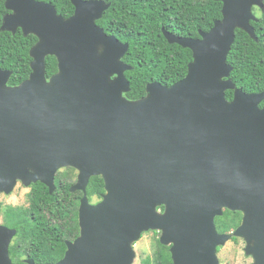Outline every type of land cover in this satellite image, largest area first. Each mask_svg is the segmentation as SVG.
<instances>
[{
  "label": "water",
  "instance_id": "obj_1",
  "mask_svg": "<svg viewBox=\"0 0 264 264\" xmlns=\"http://www.w3.org/2000/svg\"><path fill=\"white\" fill-rule=\"evenodd\" d=\"M71 1L69 17L44 0L5 2L1 29L20 28L38 41L20 84L10 85L13 71L0 66V193H12L18 181H41L54 193L59 169L78 170L71 189L85 192L80 235L66 242L63 258L44 264H134L133 244L149 229L163 230L172 264H220L218 247L233 235L216 228L225 207L244 212L236 235L264 221V91L237 88L228 62L238 28L258 40L251 20L264 0H219L222 18L198 37L164 29L193 60L185 77L149 82L137 100L125 96L130 43L97 23L110 4ZM48 55L58 61L50 77ZM97 175L105 192L93 204L86 188ZM17 232L0 223V264H16L10 245Z\"/></svg>",
  "mask_w": 264,
  "mask_h": 264
},
{
  "label": "trees",
  "instance_id": "obj_2",
  "mask_svg": "<svg viewBox=\"0 0 264 264\" xmlns=\"http://www.w3.org/2000/svg\"><path fill=\"white\" fill-rule=\"evenodd\" d=\"M44 1L54 4L65 17L75 11L71 0ZM106 1L110 3L103 16L106 30L108 25L111 29L116 28L121 41L130 43L123 57L133 67L126 71L131 90L125 96L130 100L144 97L149 82L159 81L171 85L188 72V64L193 60L192 50L178 43H170L164 29L181 36L198 37L200 31L210 30L223 15V3L219 0ZM5 2L0 0V66L13 71L9 84L18 85L32 72L30 50L38 38L34 34L24 35L20 28L15 33L1 29L5 14L10 12ZM257 11L259 20H252L251 23L258 40L238 28L228 55V62L233 66L230 78L237 88L247 93L264 91V10ZM46 66L47 77H50L58 71L57 58L48 55ZM226 97L233 99L234 90H227ZM261 105H264V101ZM62 189L63 186L59 185L54 193H50L48 187L38 181L31 185L27 205L10 204L3 207L0 202V214H4L6 223L18 231L10 246V255L16 264H28L23 256L33 258L37 264L56 262L63 258L67 249L65 240L72 239V236L54 224L52 216H63L70 210L73 215L71 218H77L79 201L59 202L57 198L62 194ZM65 189L73 195L69 184ZM104 192L102 176L91 177L89 198L101 199ZM229 227L230 223H227L224 228L227 230ZM171 263L170 255H163L155 262L150 256L143 259V264Z\"/></svg>",
  "mask_w": 264,
  "mask_h": 264
},
{
  "label": "flooded vegetation",
  "instance_id": "obj_3",
  "mask_svg": "<svg viewBox=\"0 0 264 264\" xmlns=\"http://www.w3.org/2000/svg\"><path fill=\"white\" fill-rule=\"evenodd\" d=\"M105 2L109 3L106 0H105ZM257 9H261V8L258 6L253 7V12L258 18L259 12L257 11ZM261 10H264V9H261ZM104 12H103V16H104ZM103 16L97 20V23L105 29V31L108 35H110V36L113 35V36H115L121 40V38L117 35L116 28L111 29V27L108 25L107 26L108 30H106V24L104 23L106 20L103 19ZM258 20H259V18H258ZM258 20H254V21H258ZM102 23L104 24V26L102 25ZM112 30H114V31H112ZM78 174L79 173H78V170L76 168L71 167V166H67V167L59 169L58 172L56 173V178H55V182L58 183V184L56 183V189L59 185L63 186V189L61 190L62 194L61 195L59 194V196L57 198V200L59 202L69 203L72 201H79L77 218H75V217L71 218L73 215H72L70 210H67V212L63 216H58V217L55 215L52 216V222L54 224H56L58 227H60L61 230H63L64 232H69L71 234L72 239H66L65 240L66 242L68 240H72V241L75 240L80 235V232H81V227H80V222H79V207L81 204V200H82L83 196L85 195V192L83 190H79V189H77V190L71 189L72 186L78 180ZM19 182L22 183L21 181H19ZM68 184H69V190L72 192L73 195H70L68 192H66L65 187ZM31 185L30 186L24 185V186L30 187V190H31ZM88 187H89V184L87 185V188H86L87 196H88ZM1 194H4V193H0V195ZM88 198H89V196H88ZM101 199H102V197H101ZM101 199L100 198L99 199L98 198H93V199L89 198L90 202L93 204L98 203ZM0 202H1V200H0ZM157 209L161 213H163L166 209V206L164 204H162V205H159L157 207ZM226 214H227V216H225ZM0 217H1V221H0L1 224L6 225L8 227H11L10 225H8L6 223L4 214L1 213ZM215 218H222L224 220V222L220 226H217V224L215 222L216 228H217L219 233H233V235L229 239V241L233 242L235 245L243 244V248L245 251V255H246L248 264H256V263L261 264L260 261H263V264H264V221L262 222V225L260 224V222H253L252 221L250 224L248 223L247 235L243 236V235H236L235 234L236 230L240 227V225L243 222L244 212L242 210H240V209H229V208L225 207L223 209V214L218 215ZM227 223H230V227L226 230L224 227L227 225ZM77 226H78V229H77ZM11 228H13V227H11ZM162 234H163L162 229H149L147 231H144L140 237V239H142L145 235H149L151 237V240L154 241L155 248H153V255L151 256L152 260L154 262L157 259L162 258L163 255H167V256L170 255V257L172 259V252H171L172 244H164L161 241ZM14 238H13L12 242L14 241ZM139 240H137L133 244L134 247ZM12 242H11V244H12ZM222 247L223 246L218 247V253ZM28 259H33V258H29L27 256L24 258V260L26 262ZM172 263H173V259H172Z\"/></svg>",
  "mask_w": 264,
  "mask_h": 264
},
{
  "label": "rangeland",
  "instance_id": "obj_4",
  "mask_svg": "<svg viewBox=\"0 0 264 264\" xmlns=\"http://www.w3.org/2000/svg\"><path fill=\"white\" fill-rule=\"evenodd\" d=\"M29 191L30 187H25L24 185H22V183L18 181L12 193L6 194L2 192L4 194L0 195V200L3 207L10 204L15 206L27 205ZM215 222L217 226H220L222 225L224 220L222 218H215ZM228 241L226 242V244L222 245L223 247L218 253L220 264H248L243 244L235 245L233 242ZM134 248L136 250L137 255L134 264H143V259H145L147 256H150L152 260L151 256L153 255V248H155V245L154 241L151 240V237L149 235H145L142 239H140L136 243ZM25 257L26 256H23V258Z\"/></svg>",
  "mask_w": 264,
  "mask_h": 264
}]
</instances>
